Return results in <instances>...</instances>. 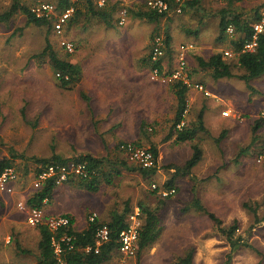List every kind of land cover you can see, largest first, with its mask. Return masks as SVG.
<instances>
[{"label": "rangeland", "instance_id": "374dc122", "mask_svg": "<svg viewBox=\"0 0 264 264\" xmlns=\"http://www.w3.org/2000/svg\"><path fill=\"white\" fill-rule=\"evenodd\" d=\"M11 2L0 0V13L6 11ZM55 2L23 0L29 8L41 3L57 6ZM94 4L98 10L111 15L112 24L108 27L102 20L92 17L85 2L79 0L71 17L73 25H65L62 31L65 40H59L62 32L58 34L52 22L37 27L28 24L21 13L15 15L9 24L0 25V161L12 160L17 170L13 198L0 195V264H35L39 230L28 225L26 213L18 208L19 201L25 202L24 192L30 191L36 173L33 158H50L58 154L72 159L77 154L86 153L106 160L103 168L107 175L113 174L115 169L121 170L122 174L114 175L111 183L102 179L99 189L94 192L72 185L73 180L64 183L57 189L53 200L45 204L47 214H74L78 222L75 229L81 231L87 227L93 213L103 221L102 216L111 217L115 211L122 212L126 205L134 210L140 203H156L154 208L158 210L161 207L159 198L174 197L176 201H170L169 209V221L174 222L175 211L182 214V208H190L187 215L196 211L193 201L189 203L196 194L202 205L222 221L223 228H230L237 221L234 238H240V243L250 247L241 246L231 252L226 236L208 215L201 212L204 215L197 213L183 219L176 226L180 230L165 231L166 236L173 234L165 240L167 249L164 253L176 259L195 249L194 264H264V221L254 226V216L245 207L256 209L259 218L264 219V164L256 163L264 142V122L260 121L264 116V74L249 81L240 80L238 74L242 70L232 62V71L237 77L218 81L211 80V77L203 79L206 87L224 100L232 101L240 117L228 125L231 132L223 145L227 161L214 174L219 177L218 181L205 179L207 183L201 188L199 182L194 184L182 175L175 176V171L193 156L195 145L202 147L205 144L212 148L215 144L213 138L174 143L172 127L176 103L171 99L172 81L169 78L172 72L167 71L170 63L168 59L167 62L163 60L169 53L165 40H162L165 54L159 61L168 65L164 71L160 69V78L156 82L148 81V76L146 78L149 69L156 66L151 59L154 38L166 36L164 32L169 30L167 20L161 18L162 21L151 22L139 17L137 14L148 7L145 0H94ZM229 6L233 12L238 8L247 16L242 15V18L250 23L255 22L256 13L261 15L264 12V0H241ZM212 31L215 33L214 26ZM176 36L177 32L174 40L171 37L173 42ZM47 39L60 59L71 62L80 71L81 79L72 91L64 93L56 85L57 75L47 57H37L45 48ZM63 41L73 44V52L66 51ZM176 41L180 45L186 44L185 40ZM191 54L189 61L197 65V55ZM205 55L206 58L209 56L208 53ZM137 74L142 75L141 79L135 77ZM198 79L200 77L195 80ZM105 80L109 88L105 86ZM105 90L109 97L106 104L111 107L108 116H113L106 125ZM208 100L210 105L212 98ZM24 105L25 118L21 115ZM199 109L192 107L186 114L184 120L188 121V116L192 120L189 126L193 121L197 124ZM137 112L139 115L133 118ZM257 122L260 128L254 131ZM118 134H122L126 141L116 138ZM126 143L157 149L160 164L155 175L144 179L139 173L123 168L122 162L135 165L121 150V145ZM242 150L247 154L229 159L234 151L239 154ZM169 167H175V170ZM171 179L176 190L173 195L159 197L153 193V184L162 188ZM18 246L30 253L22 254ZM136 252L132 257H122L119 252L105 264L168 262L162 260L164 254L148 251L139 259Z\"/></svg>", "mask_w": 264, "mask_h": 264}, {"label": "trees", "instance_id": "16d2710c", "mask_svg": "<svg viewBox=\"0 0 264 264\" xmlns=\"http://www.w3.org/2000/svg\"><path fill=\"white\" fill-rule=\"evenodd\" d=\"M82 1L85 2L87 10L92 17L102 20L107 26H110L112 24V18H110L111 15L98 10L94 4V0ZM57 4L60 10H64L71 6V3L67 0H57ZM170 6L173 7L174 4L172 3L170 4ZM18 13L24 14L26 16L28 24H33L37 27H43L49 24V22L44 19L36 18L31 13L30 9L24 5L23 0H12L10 7L6 11L0 13V24H8ZM225 14V12L222 13L220 21L219 40L224 37L229 27H233L234 32L241 35L237 40H234L232 42V46L238 54L237 66L245 69L246 71V74L243 76H239V79L243 81H249L263 75L264 27L263 33L259 34L257 36V40H255L257 45L254 51H247L244 50V46L247 43L253 41L254 36L252 25H250V22H248V20L243 19L242 15L236 14L229 17ZM165 16L166 14H160L154 10L141 14V17L151 22L157 21ZM255 16V23L259 22L262 19L259 13H256ZM169 41V39L166 40L167 47H169ZM37 57H47L46 59L50 67L57 75V84L59 87L67 89L76 85L80 81L81 74L78 67L67 60L60 59L55 53L48 39L46 40L45 48ZM199 59L200 60L198 61V63L200 67L206 70H211L212 77L214 79L235 77L232 73V64L227 63L225 60H223L222 54H215L209 60H203L202 58ZM160 61L154 65H156L155 67L158 68L161 73ZM171 85H173L172 88L175 91V96L177 98V109L175 113L174 124L172 127V133L176 134L177 143L193 140L198 132H207L202 122V114L199 116V124L197 125V127L189 128L183 126L181 129H178V126L183 122L184 114L187 110L186 92L188 88L187 85L184 84L181 80L174 81ZM260 121L264 122V119L261 118ZM259 128L260 124L259 122H257L256 126L254 127V131H257V129ZM136 146L142 147L140 145ZM149 151L154 155L156 161V164L153 168L145 169L138 165L130 166L126 162H122L121 164L123 165V168L133 172L138 171L144 179L154 175L157 171L158 151L153 147L149 149ZM243 152L244 150L240 151L238 155H242ZM201 157L202 152L200 148L195 146L193 156L185 163L183 167L177 168L175 176L189 175L192 169L199 163ZM33 161L37 166V169L35 170L36 173H40L42 168H45L51 164L63 165L68 164L69 162H86L88 171L90 172V178L86 180L74 179L72 185H76L89 192L97 191L101 185L102 179H105L107 183H111L114 175L120 176L122 174L121 170L115 169L113 174L107 175L103 168L106 160L103 158H97L93 155L78 156L71 160H63L58 156H54L49 159L33 158ZM11 165H13L12 160L3 159L2 161H0V174L6 167ZM173 181V179L167 181L162 186V188L160 186H157V188L153 190V193L155 195L161 196L159 194L160 190L173 189ZM56 189L57 185L55 182V177L47 178L43 182L41 188L35 190L26 201L28 207L42 209L45 206V200L50 202L53 199ZM192 206H194L197 211L203 212L204 214L208 215L211 221L215 223L218 230L226 236L231 246V252L236 251L241 246L250 247L248 244L240 243V238H234V234L238 229L237 221H235L230 228L225 229L222 227V221L214 213L209 212L200 203L199 200L193 201ZM245 207L247 208V210L252 212L254 216V226L264 221V219L259 218L256 209H253L248 205H246ZM139 209L142 214L143 224L140 229L139 240L136 244L138 253L154 243L163 231L162 223L158 217L157 209H153L142 203L139 204ZM132 211V208H130L129 205H126L125 209L122 212H113L111 220L109 222L100 221L97 216V219L94 222L88 221L87 227L81 231H77L74 228V219L68 215H65V217H68L71 223L70 226L66 228L52 231L48 228L47 225L41 224L37 226L40 234V239L38 242L37 252L34 254L35 264H105L111 258L112 253L119 249V235L121 231L126 228L128 216L130 213H132ZM101 224H106L109 227L110 241L101 246L99 252L96 253L94 249L95 232L98 226H100ZM64 236H69L71 238V241H63L62 239ZM54 244H58L60 246V254H56ZM88 247L92 249L90 252H86ZM17 249H20V252L24 255L30 253V251L24 250L19 246ZM193 258L194 250H190L185 257L180 258L178 261L172 264H194Z\"/></svg>", "mask_w": 264, "mask_h": 264}, {"label": "crops", "instance_id": "0c3cea01", "mask_svg": "<svg viewBox=\"0 0 264 264\" xmlns=\"http://www.w3.org/2000/svg\"><path fill=\"white\" fill-rule=\"evenodd\" d=\"M55 1H56L55 3L57 4V0H55ZM182 1H183V7H182L183 12L182 13L178 14L175 11H171L169 14H166L165 17H162L163 19L167 20L166 22L169 25L168 26L169 30L164 32L166 34L165 37H162L160 35L157 37H162V40H165V45H166V48L169 52L163 58V60L164 61L166 60V62H167V59L169 60L170 70H167L168 72L175 71L178 68L179 62L181 59H184L186 62V69H185L184 75L186 76V82L187 83H185V81H183V83L187 85L188 90L186 92L187 110L185 111L184 119H186V116H187L186 114H188L189 110L192 107L193 108H196V107L200 108L199 109L200 111L197 115V120H196L197 124H194V121H193L192 123L194 125L192 124V126H189L190 122L192 120L188 116V121L187 120L185 121L183 119L182 123L184 124V127H189V128L197 127V125L199 124V116L202 114V118H203L202 122H203V125L205 127V130L207 131V132H198L193 140L186 141V142H191V141L201 142L202 141L201 139H203V138H207V139L213 138V141L215 144L212 148H209V146L205 145V144H203L202 147L198 146L202 152L201 160L192 169V171L189 175L183 176V177H186L187 180L191 179L194 184L199 182L198 185H199V187L202 188L204 186V184L207 183L205 179L209 178L210 182L211 181H213V182L218 181L219 177L217 178L216 176H214V174L218 173L220 171L221 167L223 166V162L225 163L227 161L224 159L226 153L223 149V145H224V142L227 140L228 134L230 136L231 129L228 127V125H231L229 123L231 121H234L235 119L239 120L240 114H239V112L236 111L231 100H227V101H226V99L224 100L222 97H220V95H218L216 92H214L209 87H206L204 85V83H203L204 78H207L209 80L211 77V80L214 79L212 77V71L209 69L206 70V69L200 67L199 63H197V65H196L195 63L190 62L189 61L190 60L189 53H193L191 55H197V58H196L197 62L200 60L199 58H202L203 60H209L215 54H222L223 60H225L227 63L232 64V62H233V64L237 65L238 54L234 50V48L232 46V42L234 40H237L241 35L239 33L234 32V28L232 27L233 33L230 34L229 32H226L224 37L219 40L220 21H221V17H222L223 12H225L226 13L225 15L229 16V17H231L232 15H236V14H238V15H243V14L241 12H239L238 8L237 9L234 8L233 9L234 12L232 11V9L229 8L230 7L229 5L232 4V2H234L231 0H228V1H223V0H182ZM57 6H58V4H57ZM144 6H145V4H144ZM235 7H240V6H235ZM145 8H146V6H145ZM248 9H252V8H248ZM150 11L151 10L147 7L146 11L141 12V13L139 12L137 15L139 17H141V14H143L145 12H150ZM244 17H247V16H244ZM141 18H143V17H141ZM178 18H180L181 21H179ZM161 21H162V19H161ZM71 22L72 21L70 19V21L67 23L66 26L73 25V24H71ZM254 23H255L254 21H251L250 25H252ZM0 25H7V24H0ZM213 26L215 27V33L212 31ZM177 29L179 31H177ZM63 32H64V29H63ZM63 32L60 34V36L58 35L59 40H65ZM176 32H177V36L175 38V41L173 42ZM171 37H173V40H171ZM167 39L170 40L169 41V47H167V44H166ZM209 39H214V40H209ZM176 40H185L186 44L180 45L179 43H177ZM185 47H187V48H185ZM206 53L209 54V56L207 58H206L207 55H205ZM225 53H228V56H226ZM167 65H168V63H167ZM167 65H166V63L164 64V62H162V63L160 62L161 70L164 71V69ZM163 66H164V68H163ZM240 69L242 71L238 75L239 76L245 75L246 74L245 69H243V68H240ZM151 70L152 69L150 68L149 73H147V74L145 73V74H146V78L148 76L147 80L154 83L156 81L151 78V75H150ZM232 73L234 76L237 75L233 71H232ZM121 76H122V74L119 75L118 78ZM137 76H138V78L141 79L142 75L137 74L135 77H137ZM196 77H200V79L195 80ZM214 80L218 81L220 79H214ZM106 81L107 80H105V86H107ZM56 85H58L57 82H56ZM76 85H74L70 88H67V89L62 88V87H60V88H62L64 90V93H65V91H72L73 89H75L77 87ZM172 86L173 85H170V91H171V95H172L171 99H173L175 101L176 109H177V98L175 96V91L173 90ZM196 86H201L203 89L199 90L196 88ZM129 91H131V90H128V92ZM107 93H108V91L105 90V125L107 124V121L111 120L113 117V116H108L109 110L111 107L109 108L108 105L106 104L108 101L107 98H109ZM82 97L84 98L83 95H82ZM209 98H212L210 105H209V100H208ZM86 100H87L86 102L89 104L88 98ZM25 105L21 110V115L23 116V114H24L23 118L26 117ZM108 108H109V110H108ZM138 115H139L138 112L134 113L133 118H135ZM207 118H209L210 122L207 121ZM27 124L29 125V122H27ZM33 124L35 125L36 122H34ZM110 124L113 126L112 121H110ZM114 124H116V123H114ZM222 125L224 127H221ZM111 132H114V129ZM116 138H119L120 140L126 141L125 137L122 134H118ZM174 143L175 144H183L185 142L177 143L176 142V134H174ZM263 144H264V142H263ZM195 146H197V145H195ZM149 149H151V148H149ZM221 150L223 153L221 152ZM244 154H247V153L246 152L242 153V155H244ZM85 155H91V154H87V153L86 154H77L73 158L78 157V156H85ZM237 155H238V151H234L231 158H229V159H232L233 157L235 158ZM15 156H19V155L15 154ZM54 156H58L63 160H68V159L71 160V158L65 159L58 154H53L50 158H52ZM20 157H22V156H20ZM40 159H49V158H40ZM157 163H158L157 164V171H158L159 170V164H160L158 157H157ZM258 164L262 165V164H264V162L258 163ZM36 169L37 168H35V170ZM170 169L175 170V167H171ZM127 171H129V170H127ZM157 171H156V173H157ZM131 172H133V171H131ZM137 173H139V172L137 171ZM105 182H106V180H105ZM15 185H16V183L13 184L14 188H15ZM17 186H18V184H17ZM59 187L60 186H58L57 189ZM16 189H17V187H16ZM28 189H30V187ZM57 189H56V191H57ZM173 189H174V187H173ZM34 191L35 190H34L33 186H31L30 191L24 192L26 195L25 202L28 200V198L30 197V195H32V193ZM56 191H55V193H56ZM0 195L5 196L7 199H12L13 196L15 195V193L14 194H8V193L0 192ZM199 198L200 197L195 194V196H193L192 200L189 203H191L192 201H195V200H200ZM158 201H159V205H161V207L158 209V217L161 220L162 227L164 230L162 231L161 235L159 236V238L154 243H152L149 247L145 248L143 251H141L139 253V259L142 258V256L144 254H146V252L152 251L151 254H153L155 252H156V255L164 254V256L162 257V260L168 261L167 264H172V263H175L176 261H178L180 258L185 257L186 254L190 250H193V249L186 251L184 253V255L178 256L176 259L171 258L170 255H166L164 253L165 249H167L165 246V243H166L165 240L168 236H170L173 233H170L169 235L166 236L165 231L171 230V229H175V231H178L180 229H178L177 227L180 225V223L183 219L190 217L192 215H196L197 213L199 215H204V214L201 213L200 211L196 210L194 213L187 215L191 212L190 208H188V209L182 208L183 209V210L181 209L182 214H180V213H176V211L174 209V211H175V214H174L175 218H173L174 222H170L169 217L171 216V214H170L169 209H170V205L172 204L170 201H176V198H174V197H172L170 199L159 198ZM200 203L203 204L202 202H200ZM155 205H156V203L155 204L151 203V204H148L146 206H149L151 208L153 207V209H155L154 208ZM138 208H139V205L134 210H136ZM42 209L44 210V212L47 216L57 217V216L68 215V216L72 217L74 219V228H76V225L78 224L76 218L74 217V214L65 212V213H58V214L56 213V214L50 215V214H47L44 207ZM24 214H25V212H24ZM111 217H112V215H111ZM111 217H108L105 214V216H102L101 218L104 222H109L111 220ZM84 229L85 228L83 227L82 230H84ZM175 235H176V233H175ZM161 242L163 245L160 247ZM137 253L138 252H136V254ZM115 254H119V250L114 251L112 253L111 257ZM193 261H194V258H193Z\"/></svg>", "mask_w": 264, "mask_h": 264}, {"label": "built area", "instance_id": "2783aa9c", "mask_svg": "<svg viewBox=\"0 0 264 264\" xmlns=\"http://www.w3.org/2000/svg\"><path fill=\"white\" fill-rule=\"evenodd\" d=\"M71 3V6L60 10L58 6L50 3H41L30 8L31 13L40 19H44L49 23L52 22V25L55 31L60 34L64 26L70 21L72 15L75 12V5L79 3V0H67ZM148 8L150 10L157 11L160 14H169L171 11H175L180 14L183 11V1L182 0H145ZM234 2H239L241 0H232ZM174 4L173 7L170 4ZM261 20L252 24L254 30L253 41L247 43L244 46V50L254 51L256 47L257 36L263 33L264 27V12L261 14ZM123 21V19H122ZM227 32L230 34L233 33V28L229 27ZM163 41L161 37L154 38V48L152 53V62L156 64L159 62V59L162 58L165 54L163 48ZM62 46L68 52H73V44L63 41ZM228 56V53H225ZM186 69V62L184 59H181L179 62L178 68L172 72L170 82H174L177 80L185 81L186 76L184 75ZM152 79L159 80L160 71L158 68H154L152 70ZM197 89L202 90L201 86H196ZM264 119V116H263ZM184 124L178 126V128H182ZM121 150L127 155L128 159L135 165H138L145 169L153 168L156 164L154 155L149 151V149H145L143 147L136 146L131 143H126L121 145ZM257 163L264 162V144L261 152L256 158ZM50 177H55V182L57 187L63 185L66 182L71 180H86L90 178V172L87 168L86 162H69L68 164L61 165H48L45 168L41 169L40 173H35L34 180L32 182V186L34 190L40 189L43 182ZM17 179V170L14 165L6 167L0 174V192L14 194L15 189L13 184ZM152 188L155 190L157 186L154 184ZM176 192L175 189L170 190H160L159 194L163 197H168L173 195ZM48 201L45 200L44 204H47ZM18 208L20 211L26 213V221L29 226L37 227L41 224L47 225L48 228L52 231H57L61 228H66L70 226V219L65 216H47L43 209L28 207L27 203L23 201L18 202ZM97 219V214L93 213L89 217L90 222H94ZM143 220L140 209L134 210L129 214L127 219V226L123 229L119 235V252L122 256L132 257L136 252V244L139 240V233L142 227ZM63 241L70 242L71 238L69 236H64ZM110 241V230L106 224H101L98 226L95 232V252L98 253L100 247ZM56 254H60V246L58 244H54ZM92 249L90 247L87 248L86 252H90ZM120 264H125L123 261Z\"/></svg>", "mask_w": 264, "mask_h": 264}]
</instances>
